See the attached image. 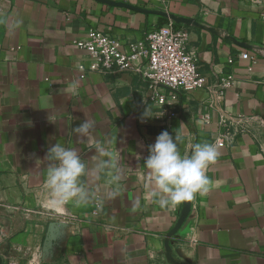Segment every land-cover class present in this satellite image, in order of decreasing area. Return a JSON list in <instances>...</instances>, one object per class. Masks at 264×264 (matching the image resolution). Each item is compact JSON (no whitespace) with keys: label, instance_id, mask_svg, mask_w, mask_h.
<instances>
[{"label":"crops","instance_id":"1","mask_svg":"<svg viewBox=\"0 0 264 264\" xmlns=\"http://www.w3.org/2000/svg\"><path fill=\"white\" fill-rule=\"evenodd\" d=\"M168 26L210 87L233 74L222 99L204 87L156 109L137 72L77 69L87 55L73 41L90 28L125 45ZM241 51L258 56L251 71ZM85 119L121 153L120 194L89 172V203L57 206L44 157L61 143L91 169L94 150L72 132ZM162 131L181 156L228 132L208 192L172 208L148 196L143 168ZM0 224V264H264V0H0Z\"/></svg>","mask_w":264,"mask_h":264},{"label":"clouds","instance_id":"2","mask_svg":"<svg viewBox=\"0 0 264 264\" xmlns=\"http://www.w3.org/2000/svg\"><path fill=\"white\" fill-rule=\"evenodd\" d=\"M143 117L152 116L145 110ZM94 127L92 120L85 119L72 129L81 140L88 142L90 150H94L95 163L91 169L76 148H69L61 143H55L44 157V161L48 162L45 184L52 202L57 206L69 203L81 206L89 203L90 193L83 180L89 172L97 178L107 176V183L114 185L107 193L109 199L120 194L121 153L116 147L108 146L111 142L101 143L95 140L92 133ZM147 151L143 168L146 170L148 196L155 198L161 208L175 207L182 202L194 200L197 194L208 192L211 181L207 170L219 156L216 145L194 143L191 145V155L181 156L176 139L167 131H162ZM44 161L37 159L36 164ZM141 180H144L143 174ZM97 207H102V202H98Z\"/></svg>","mask_w":264,"mask_h":264},{"label":"built area","instance_id":"3","mask_svg":"<svg viewBox=\"0 0 264 264\" xmlns=\"http://www.w3.org/2000/svg\"><path fill=\"white\" fill-rule=\"evenodd\" d=\"M87 55L85 62L77 64L80 73L86 71L107 74L113 71L137 72L145 81L151 94L145 102L156 109L168 108L180 93L199 88H209L207 79L199 70L198 58L186 47V34L168 27H150L141 44L126 43L111 34L90 28L84 39L73 41ZM239 59L249 61L248 71L258 56L241 51ZM234 57H228L226 64L232 65ZM234 84L231 72L217 77L213 89L217 99H222L226 90ZM223 125L228 124L224 119ZM226 134L217 137L213 144L223 145ZM6 232L0 224V243Z\"/></svg>","mask_w":264,"mask_h":264}]
</instances>
